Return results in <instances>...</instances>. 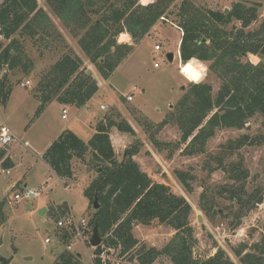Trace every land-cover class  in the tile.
Segmentation results:
<instances>
[{"label": "trees", "instance_id": "1", "mask_svg": "<svg viewBox=\"0 0 264 264\" xmlns=\"http://www.w3.org/2000/svg\"><path fill=\"white\" fill-rule=\"evenodd\" d=\"M174 1L152 0L141 4L140 0H45L55 18L76 38L83 57L104 79L151 34L158 22L176 24L182 32L179 43L182 64L194 60L205 63L207 71L218 80V89L214 92L210 82L194 81L161 121L143 122V127L155 148L161 150L171 146L169 157L174 151L188 157L205 156L206 144L216 130L241 131L256 115L264 125V61L253 63L248 59V55L264 57V19L256 29L249 30L258 19L262 0H236L226 11L199 5L196 0H180L174 5L175 11H168ZM36 29L42 32L49 29L61 37L37 0L0 1V105L6 104L12 90V84L2 72L19 70L28 75L34 68L32 61L23 60L16 37L32 38ZM121 32L130 35V44L117 41ZM83 62V58L70 49L40 72L32 89L39 102L35 116L53 101L80 108L97 92V81L84 68ZM166 125H173L179 131L175 143L161 142L149 133L150 128L158 132ZM112 129L135 136L120 112L112 110L98 118L88 140L64 129L41 155L62 181L73 176L72 160L75 158L83 161L88 171L94 172L83 190L89 207H93L95 201L98 203L88 219L91 230L97 226L102 239L95 248L93 264H101L102 246L118 250L119 256L134 250L139 241L132 233L133 226L149 225L153 220L170 227L174 233L161 249L142 245L135 250L131 259L137 264H153L161 256L167 257L172 264H235L220 248L205 259L193 255L197 240L190 222L191 205L167 184L153 180L140 169L133 158L140 150L138 141L125 148L118 158L110 138ZM246 145H264V134L253 138L241 132L237 138L220 145L217 155L210 156L215 167L209 162L205 167H209L208 171L219 169L228 181L245 182L248 170L236 161L225 164L224 160ZM6 152L5 148L0 150L1 165L9 169L13 163ZM174 174L183 189L191 193L190 181L194 176L180 170ZM221 190L229 191L230 197L239 196L232 183L223 184ZM257 193L258 189H253L249 196L259 201ZM207 199L204 190L199 208L209 215ZM3 205L0 202V212ZM62 213H66V208L60 215ZM69 237L66 231L61 235L63 241ZM243 251L244 248L236 252L241 264H264V236L251 245L250 251L242 254ZM9 262L10 258L0 256V264ZM52 264L83 262L78 253L63 250Z\"/></svg>", "mask_w": 264, "mask_h": 264}, {"label": "rangeland", "instance_id": "2", "mask_svg": "<svg viewBox=\"0 0 264 264\" xmlns=\"http://www.w3.org/2000/svg\"><path fill=\"white\" fill-rule=\"evenodd\" d=\"M150 1L140 0V3L147 4ZM179 1L175 0L168 11H175L174 5ZM196 1L199 5L226 11L236 0ZM37 3L51 17L61 37L49 29L44 32L36 29L32 38L26 35L17 36L21 52L24 54L23 60L32 61L34 68L28 75L19 70L2 72L12 84L13 93L7 107L0 106V115L4 119L3 123L12 130L17 139L5 147L0 146V150H7L6 155L13 162L9 169L2 167L0 163V202L4 204L0 212V256L10 258L9 264H52L59 252L68 250L80 254L83 264H93L96 247H91L88 240L82 242L69 237L63 241L61 235L66 230L58 228L56 221L63 217L65 213L60 215V212L65 208L66 212L72 213L76 219L88 220L91 217L94 208L88 206L83 190L94 177V172L88 171L84 162L75 158L72 160L73 176L61 183L40 156L49 139L47 135L50 124L56 126L59 123L58 127L75 129L77 135L86 141L93 133L98 118L117 110L133 128L135 136L133 138L124 133L129 139L119 142L114 136L112 145L116 155L121 158L124 149L138 141L140 150L133 158L140 169L153 180L167 184L174 193L185 197L192 207L190 222L197 240L193 255L205 259L220 248L235 264H241L239 256L236 255L237 250L244 248L242 254L250 251L251 245L264 236V145L243 146L224 160L225 164L236 161L248 170L249 175L245 182L228 181L219 169L208 171L209 167L205 166L206 162H209L215 167L210 156L217 155L221 150L220 145L237 138L241 132L253 138L264 134L261 117L256 115L250 118L241 131L216 130L215 135L206 144L208 155L188 157L180 155V151H174L169 157L171 146L161 150L155 148L148 140L143 122L161 121L170 106L183 96L194 81L210 82L214 92L219 84L215 76L208 71L203 75L205 66L197 60L183 63L179 71L177 50L182 32L177 25L158 22L151 34L144 37L112 74L104 79L98 75L94 65L83 57L76 38L55 18L45 0H37ZM260 4L258 19L249 30L256 29L264 19V0ZM234 23L236 26L240 25L239 22ZM117 41L120 42L118 39ZM155 44L160 46L159 50H154ZM70 49L83 58L84 68L87 72L90 70L92 76L97 78L99 89L89 99L87 108L83 111L85 116L83 112L77 115L74 107L67 105V119L61 118V110L58 107L48 109L43 117L36 119L37 116L30 112V104L24 103L23 97L28 89L32 92L40 72ZM167 53L173 54L172 61L167 59ZM248 59L253 63L264 61V57L256 55H248ZM154 63L158 65L154 66ZM26 80L29 85L21 86ZM128 94L132 95L130 101L125 100ZM100 105L106 106V109H100ZM52 110L54 114L51 120L49 115ZM76 117L79 119L74 120ZM149 133L159 141L168 143H175L180 136L173 125H166L158 132L150 128ZM23 141H27L29 146H25ZM6 170L9 172L6 173ZM176 170L194 176L190 181L193 188L191 193H187L177 180L174 174ZM225 183L234 184L236 194H239L235 197L237 200L230 197L229 191L221 190ZM24 187L38 191L39 195L14 202V193L21 192ZM253 189H258L259 201L256 197L249 196ZM204 190L205 196L209 198V215L199 208L200 195ZM52 210L57 215L53 214ZM132 233L139 241L135 249L119 256L118 250L102 246L101 264H137L136 260L131 259L135 250L142 245L161 249L169 241L174 230L153 220L149 225H134ZM46 238L49 239L48 242H45ZM71 240V249H67L66 246ZM153 264L172 263L167 257L161 256Z\"/></svg>", "mask_w": 264, "mask_h": 264}, {"label": "built area", "instance_id": "3", "mask_svg": "<svg viewBox=\"0 0 264 264\" xmlns=\"http://www.w3.org/2000/svg\"><path fill=\"white\" fill-rule=\"evenodd\" d=\"M160 46L158 44L154 45V50H159ZM157 63H154V66H157ZM29 85V81L26 80L25 82L21 83V86H26ZM128 101H130L132 99V95L128 94L125 97ZM100 109H106V106L104 105H100ZM62 118H67V111L64 108L62 110ZM14 139H17L16 135L12 132V130L5 125L3 122L0 123V146L5 147L7 146L11 141H13ZM25 146H28L27 142H23ZM9 171L6 170V173H8ZM21 192H16L13 195V201L14 202H18L21 199H30V198H34L37 197L39 195V192L31 189V188H26L24 187V189H21ZM56 226L58 228H62L64 230H66L71 239H79L80 241L84 242V240H88V235L91 236L92 234V230L88 225V220H86L85 218H80V219H76L75 216L70 213V212H66L63 217H61L60 219H58L56 221ZM49 239L46 238L45 242H48ZM73 240L70 241L69 244H67V249H71V242Z\"/></svg>", "mask_w": 264, "mask_h": 264}, {"label": "crops", "instance_id": "4", "mask_svg": "<svg viewBox=\"0 0 264 264\" xmlns=\"http://www.w3.org/2000/svg\"><path fill=\"white\" fill-rule=\"evenodd\" d=\"M152 1V0H151ZM150 1V2H151ZM117 39L120 41V42H122V43H131V37H130V35L127 33V32H121L118 36H117ZM179 43H180V38L178 39V50H177V59H178V66H179V69H180V66L182 65V62H181V60H180V55H179ZM174 57V56H173ZM198 61V60H197ZM200 62V61H199ZM201 64L202 65H204L205 66V70H204V72H203V75H205L206 73L205 72H207V68H206V64L205 63H202L201 62ZM180 71V70H179ZM200 71V70H199ZM185 77V76H184ZM196 77V76H195ZM96 80H97V78H96ZM25 82V81H24ZM97 84H98V89H99V82L97 81ZM12 93H13V86H12V90H11V92H10V94H9V97H8V100H7V102H6V104L5 105H0L1 107H7V105L9 104V101L11 100V98H12ZM23 101H24V103L25 102H28L29 104H30V112H31V114L32 115H34L35 116V113H36V111H37V109H38V106H39V102H38V100L33 96V94H32V92L30 91V89H28V92L25 94V96L23 97ZM88 102H89V100L86 102V104L84 105V106H82V107H80V108H76V107H74V106H72V107H74V109L76 110V114L78 115H80L84 110H85V108H87V105H88ZM55 107H58V109H60L61 110V113H60V116H61V118H62V110L64 109V108H66L67 107V105H63V104H60V103H58V102H56V101H53V102H51L50 104H48L44 109H43V111L39 114V116H37V118L36 119H39L40 117H43V114L48 110V109H54ZM53 114H54V112H53V110H52V114L51 115H49L50 117L49 118H51V120L53 119ZM83 116H85V113L83 112ZM75 117V116H74ZM62 119H64V118H62ZM65 119H67V118H65ZM79 119V117H76L74 120H78ZM4 121V119L1 117V115H0V122H3ZM58 124L59 123H57L56 124V126L55 125H53V124H50V126H49V135H47L48 136V141H47V145H46V147H45V149L49 146V144L52 142V140L61 132V131H63L64 129H68V128H66V127H58ZM52 126V127H51ZM91 129V128H90ZM92 130V129H91ZM71 131H73L74 133H76V131H75V129H73V130H71ZM77 134V133H76ZM92 135V134H91ZM78 136H80V135H78ZM116 137V141L117 142H119V141H122V140H124V141H126V140H128L129 138L126 136V134L124 135V133H122V132H119V131H114V130H111L110 131V138H111V142H113V140H112V138L113 137ZM23 142H27V141H23ZM28 144V143H27ZM113 144V143H112ZM28 146H29V144H28ZM27 146V147H28ZM44 149V150H45ZM7 153V152H6ZM43 153V152H42ZM42 153H41V155H42ZM7 156V155H6ZM41 157V156H40ZM10 158V157H9ZM42 159V158H41ZM2 161V160H1ZM1 163V162H0ZM13 163V162H12ZM45 163V162H44ZM46 164V163H45ZM47 165V164H46ZM47 167L49 168V166L47 165ZM50 169V168H49ZM51 170V169H50ZM52 171V170H51ZM55 175V174H54ZM58 178V177H57ZM59 179V178H58ZM19 179H17V181H18ZM17 181H14V183H16ZM59 181L61 182V183H64L65 181H62V180H60L59 179ZM13 183V184H14ZM17 186H19V184L17 183L16 184ZM26 184H24V186H25ZM20 188V187H19ZM80 255V254H79ZM81 257V256H80Z\"/></svg>", "mask_w": 264, "mask_h": 264}, {"label": "water", "instance_id": "5", "mask_svg": "<svg viewBox=\"0 0 264 264\" xmlns=\"http://www.w3.org/2000/svg\"><path fill=\"white\" fill-rule=\"evenodd\" d=\"M166 57H167V59L169 61H172L173 54L172 53H167ZM88 73H90V70H88ZM93 208L94 209L98 208V203L96 201L94 202ZM42 211H44V209ZM199 221H201L200 218H199ZM101 242H102V239H101V237H100V235L98 233L97 226H94L93 230H92V234H91L90 239H89V244H90L91 247L95 248L98 245H100Z\"/></svg>", "mask_w": 264, "mask_h": 264}, {"label": "bare ground", "instance_id": "6", "mask_svg": "<svg viewBox=\"0 0 264 264\" xmlns=\"http://www.w3.org/2000/svg\"><path fill=\"white\" fill-rule=\"evenodd\" d=\"M180 70V69H179Z\"/></svg>", "mask_w": 264, "mask_h": 264}]
</instances>
